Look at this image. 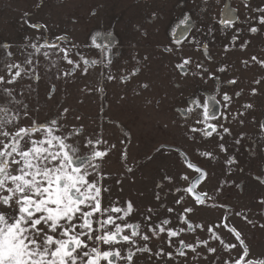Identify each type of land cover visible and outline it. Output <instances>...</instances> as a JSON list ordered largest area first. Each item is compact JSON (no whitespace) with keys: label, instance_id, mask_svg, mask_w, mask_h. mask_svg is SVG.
<instances>
[{"label":"rangeland","instance_id":"1","mask_svg":"<svg viewBox=\"0 0 264 264\" xmlns=\"http://www.w3.org/2000/svg\"><path fill=\"white\" fill-rule=\"evenodd\" d=\"M262 21L264 0H0V89H13L23 102L8 103L0 94V105L10 109L0 119L12 116L10 123L0 124V144L15 141L11 152H19L25 169L14 175L5 166L0 195L7 188L9 199L42 212L41 219L52 221L50 227L70 229L80 214L82 231L92 233L97 255L100 248L119 252V257H109L113 264H225L239 253V248L229 253L221 243L234 242V235L221 227L225 218L229 228L243 234L251 258H264V182L257 179L264 177ZM59 36H67L57 43L79 65L67 76L73 66L63 53L50 48L35 53L32 47ZM44 51L54 55L45 58ZM77 53L97 64L84 73ZM29 54L31 65L26 63ZM51 59L57 60L55 66ZM183 62L185 68H178ZM15 64L21 68H13L10 77L7 65ZM136 66L139 74L125 82L122 75ZM9 79L14 82L7 83ZM193 99L201 105L206 101L212 115L207 107L203 111L192 105ZM56 117L64 132L80 126L84 137L99 135L115 149L99 161L95 157L103 153L90 152L91 161L73 167L62 148L56 152V138L48 132L47 147L32 144L27 153L19 151L23 127ZM193 129H207V137ZM174 148L205 169L206 180L197 188L214 200L201 206L183 191L187 184L182 177L195 172ZM61 153L60 164H53ZM206 153L212 157H203ZM230 157L236 163L228 165ZM89 171L95 173L92 183L86 178ZM177 187L179 193L173 190ZM180 196L184 202L177 204ZM129 202L133 210L127 208ZM113 206L130 213L121 219L123 212H113ZM240 212L244 215L236 214ZM133 223L138 230L129 227ZM213 226L219 240L207 231ZM168 230L178 235L169 237ZM14 235L0 237V264L14 255ZM70 239L74 237L63 239V245ZM55 254L62 259V247Z\"/></svg>","mask_w":264,"mask_h":264},{"label":"snow or ice","instance_id":"2","mask_svg":"<svg viewBox=\"0 0 264 264\" xmlns=\"http://www.w3.org/2000/svg\"><path fill=\"white\" fill-rule=\"evenodd\" d=\"M264 22V21H262ZM33 28L39 27V25H31ZM67 36H59L56 38L55 41L51 43L44 39L42 44H33L32 47L35 53H40L41 49H55L56 55L63 53L64 60L67 61L69 65L73 67L69 72H65L64 75H70L71 72L76 71V68L79 66L73 60L69 59V53L67 49L61 48L57 41L67 40ZM7 47V46H6ZM11 55V53H9ZM43 55L45 58H50L54 54L48 51H44ZM79 58L83 60V68L82 71L87 73L89 70V65L95 66L97 64V60L94 59H86L80 53H77ZM32 54H29V58L26 61L28 64H32L31 59ZM101 56H104V53H101ZM186 62L189 63L188 60ZM109 65L111 64V60H108ZM57 64L56 59H51V66H55ZM178 68H185V62L178 64ZM9 76H12V69L17 68L20 69V64L15 65H7ZM35 71V68L32 69ZM140 72L139 66H136L135 70L130 74L122 75V79L125 82H128L129 75L136 76ZM31 78V77H30ZM109 80L113 79L112 75H108L107 77ZM35 79L38 80V75L35 76ZM14 82V79H9L7 83L11 84ZM0 83H4V78L0 77ZM231 83H235V81H231ZM259 83V81H257ZM144 87H148L147 84L143 85ZM0 94L4 95L8 98V103L14 105H20L23 102L17 99L13 89H0ZM192 105L197 108L202 107L203 111L205 107L208 108L209 115H212V110L209 107V104L205 101L202 105L199 103L198 100L193 99ZM24 111L26 112L27 106L24 105ZM10 109L6 106L0 105V114H7ZM69 110L65 109L64 114L66 115ZM185 111H189V109H185ZM16 117L19 118V113H16ZM12 121V116H5L4 119H0V124L2 123H10ZM203 121L200 120L199 123ZM29 129H35L29 133ZM261 129H264V125H261ZM193 131H201L205 137H207V129H193ZM230 132V130H228ZM48 132H51L52 136L56 139L53 142V146L56 149V152H60V149H63V152H66L70 157L73 159V167L76 166L77 162L83 161L85 159L91 161L92 156L89 154L90 152L101 151L103 153L102 157H95L97 161L107 157L112 150L115 149V144H112L110 147H106L108 142L101 138V136L97 135L95 139L91 136L84 137L83 128L80 126H76L68 130L67 132L63 131V128L60 123V118H52L47 122L43 123H32L27 127H23V130L18 133L20 144L22 148L19 151L28 152V149L32 146V144H36L37 147L43 145L44 147L48 146ZM7 135V133L5 134ZM29 135H31L32 139H29ZM34 135L37 138H33ZM80 137H84L83 142H79ZM222 138V137H221ZM59 141L60 143H57ZM239 143V140H237ZM15 141L12 143H5L0 144V178L4 176L5 166H11L13 174H23L25 169L22 167V161L19 159V152L12 153L11 148L14 146ZM105 146V147H102ZM221 149L223 151H227V149L221 145ZM84 155H81V153ZM55 154V153H53ZM61 155H58L57 158L52 161L53 164H60ZM31 155V153H29ZM126 155V153H125ZM16 156V159L13 160L12 157ZM7 157V159H6ZM203 157L211 158V153H206ZM226 163L228 165H232L236 163L233 157H230ZM91 167L93 169L98 167V164H92ZM186 168L188 170L195 169V175L189 176L184 175L182 177L183 181L187 184V187L183 189L184 192L189 194L195 195V203L201 206L206 204V201L209 199H215V197H209L206 193L201 192L198 190L197 186L201 184L202 181L206 180L207 173L204 169L199 167L196 164H186ZM81 174H85V169H80ZM95 175L94 172L89 171L86 174V178L88 183H92L93 176ZM203 176V179H201ZM105 178V177H104ZM165 179H171L170 177H165ZM258 180L264 182V177H257ZM227 181H225V184ZM10 187V185H9ZM191 189V191H189ZM175 192L179 193L181 191L180 188H174ZM27 195V193H25ZM103 196V191H102ZM199 197V199H197ZM184 196H180V198L176 201L177 204H181L184 202ZM24 201H17L16 199H9V192L8 189H4V194L0 195V237H4L6 233L11 234L14 233V237L12 239V244L15 246V252L13 256H10L7 261H4V264H101L102 260H107L108 264L113 261L109 259V257H119L118 251H104L101 248L99 249V255H97V248L92 244V240L94 237L90 232H83V224L79 221V215L73 217L71 223L74 227L68 229L61 224H57L55 227H50L52 221L48 220L45 216L44 219H41L43 215L42 212H34L32 208H22ZM261 204H264V200L260 201ZM100 208H103V199L101 198ZM127 208L133 210V205L131 202L127 204ZM174 209L169 208V212L173 211ZM112 211L115 213L123 212V216L120 217L123 219L125 216H128L129 212H125V208L121 207H112ZM193 211L192 208H186L185 212L191 213ZM31 213V215H29ZM106 214V213H105ZM237 215H244V213H236ZM90 215H96V213H90ZM230 215V214H229ZM24 217L23 220L20 218ZM87 218V217H85ZM183 219V217H181ZM245 220L247 221V216H245ZM38 221V223H37ZM162 224H167L168 220H163ZM34 225V226H33ZM95 221L93 222L92 231H95L94 228ZM133 230H138V224H131L129 225ZM189 229L193 227L192 224H188ZM196 227H200L197 225ZM221 227L227 228L230 234L234 235V242L231 244L223 243L224 248L231 253L234 249L239 248V253L236 257L230 258L225 260V264H264V258H251L250 256V249L247 247L246 242L243 239V234L238 231L235 227L229 228L227 218H225L224 223ZM161 232H164L165 229L160 227ZM207 231L212 233V238L214 240H219L220 237L216 235L215 226L208 227ZM178 233L173 230H168L169 237H175ZM67 237H74V240H68L67 245H63V239ZM147 238V237H145ZM114 239L118 242L119 237H114ZM127 239V237H125ZM205 243L206 242H202ZM76 245L73 247V245ZM108 245V244H104ZM109 246V245H108ZM57 247H62L63 250V257L58 258L55 254V250ZM188 247H192L188 245ZM210 253H214L215 249L210 248L208 249ZM182 254V253H181ZM171 253H168V256L171 257ZM18 257V259H16Z\"/></svg>","mask_w":264,"mask_h":264},{"label":"water","instance_id":"3","mask_svg":"<svg viewBox=\"0 0 264 264\" xmlns=\"http://www.w3.org/2000/svg\"><path fill=\"white\" fill-rule=\"evenodd\" d=\"M179 154L180 156L182 157L183 161H184V164L186 166V164H189L191 166V164H193L188 156L185 154V152H183L182 150L178 149V148H174ZM203 169V168H202ZM191 171H194L195 172V169H190ZM205 170V169H204ZM201 179H203V176H201ZM199 186V185H198ZM197 186V187H198ZM189 191H191V189H189ZM189 194V193H188ZM189 196L195 200V195L194 194H189ZM197 199H199V197H197Z\"/></svg>","mask_w":264,"mask_h":264}]
</instances>
